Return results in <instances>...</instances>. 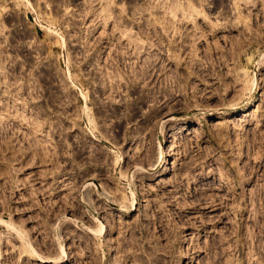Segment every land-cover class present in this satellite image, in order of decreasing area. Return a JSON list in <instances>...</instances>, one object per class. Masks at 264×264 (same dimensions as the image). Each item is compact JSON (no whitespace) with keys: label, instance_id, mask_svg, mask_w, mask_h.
Instances as JSON below:
<instances>
[{"label":"rangeland","instance_id":"1","mask_svg":"<svg viewBox=\"0 0 264 264\" xmlns=\"http://www.w3.org/2000/svg\"><path fill=\"white\" fill-rule=\"evenodd\" d=\"M263 55L264 0H0V264H264Z\"/></svg>","mask_w":264,"mask_h":264},{"label":"bare ground","instance_id":"2","mask_svg":"<svg viewBox=\"0 0 264 264\" xmlns=\"http://www.w3.org/2000/svg\"><path fill=\"white\" fill-rule=\"evenodd\" d=\"M262 60L264 61V55H263V57H262ZM260 65V64H259ZM92 122H93V124H96V119L94 120V118L92 119ZM162 130H161V132L163 133L164 132V126L161 128ZM166 143V142H165ZM159 150H160V158H161V160H163L164 159V149H163V143L162 142H160L159 143ZM159 162V161H158ZM163 167V166H162ZM166 169V168H165ZM163 171V170H162ZM165 173V172H164ZM163 173V174H164ZM162 174V175H163ZM161 176V175H160ZM90 185H91V183H90ZM89 186V185H88ZM99 187V186H98ZM125 197V196H124ZM126 198V197H125ZM133 204H136V200H134L133 201ZM132 208H135V207H132ZM101 224V226H100V228H99V230H102L103 228H104V226H103V222L101 221L100 222ZM8 226H13V225H9L8 224ZM14 228V227H13ZM18 229H16V231H17ZM19 231L20 230H18L17 232H18V234H19ZM16 232V233H17ZM21 233V232H20ZM24 233V232H23ZM21 235V234H20ZM28 234L25 232L24 234H23V236L25 237L26 236V238L28 237L27 236ZM23 236H21V237H23ZM60 238H59V256H45V255H40L39 253H38V251L36 250V248L34 247V245H32V243L29 241H27L29 244V248H30V251L32 252V253H35L39 258V261H41V262H43V263H47V262H51L52 264H59V263H62V262H64V261H68V250H67V247H66V244L64 243V239L61 237V235L59 236ZM1 239V238H0ZM23 239V238H22ZM25 239V238H24ZM28 239V238H27ZM26 242V243H27ZM0 246H2V243H0Z\"/></svg>","mask_w":264,"mask_h":264}]
</instances>
